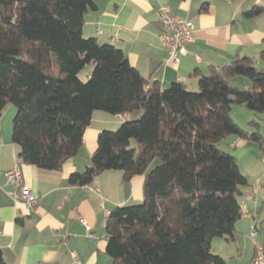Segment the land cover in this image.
Returning <instances> with one entry per match:
<instances>
[{
    "label": "trees",
    "instance_id": "1",
    "mask_svg": "<svg viewBox=\"0 0 264 264\" xmlns=\"http://www.w3.org/2000/svg\"><path fill=\"white\" fill-rule=\"evenodd\" d=\"M92 8L94 0H0V123L13 105L20 162L60 170L77 157L95 111L139 115L101 132L91 164L69 179L86 186L109 170L122 171L126 181L144 176L143 201L115 207L108 216L113 264H225L212 242L235 237L249 178L220 143L238 137L264 151L261 133L231 116L235 106L264 113V68L239 57L209 75L194 73L197 91L182 81L163 88L115 45L84 37ZM263 12L256 6L245 15ZM88 66L93 69L84 82ZM241 77L250 81L246 89L237 86ZM155 160L160 163L150 169ZM0 264H9L1 247Z\"/></svg>",
    "mask_w": 264,
    "mask_h": 264
},
{
    "label": "crops",
    "instance_id": "2",
    "mask_svg": "<svg viewBox=\"0 0 264 264\" xmlns=\"http://www.w3.org/2000/svg\"><path fill=\"white\" fill-rule=\"evenodd\" d=\"M95 8L85 15L83 35L96 38L101 44L121 49L131 64L148 79L168 88L182 81L188 88H198L199 75L229 64L239 57H251L264 68L260 59L264 49V12L246 17L253 7L264 8V0H94ZM206 10H202L203 5ZM167 5L175 15L191 21L195 39L185 45L179 62L168 60V52L160 42L162 24L158 9ZM119 38H115V34ZM249 80L238 83L249 86ZM16 108L5 107L0 123V247L9 264H68L75 252L83 264H113L107 252L106 223L110 212L119 206L141 203L144 199V176L126 181L122 171L109 170L99 174L92 186L71 185L76 172H84L98 148L99 134L115 131L136 115H111L95 111L84 133V143L76 158L60 170L45 171L22 164L20 147L13 143V120ZM229 150L239 160L249 154V144L229 137ZM132 146H135L134 141ZM230 152V151H228ZM254 173H245L249 185L242 188L239 203L242 216L236 224L233 239L216 237L212 250L225 264H252L257 245L264 248V166L254 154L250 161ZM20 166L24 182L38 198L34 208L15 203L10 192L14 187L6 173ZM252 176V177H251ZM252 178V181H250ZM85 220L90 229H87Z\"/></svg>",
    "mask_w": 264,
    "mask_h": 264
},
{
    "label": "built area",
    "instance_id": "3",
    "mask_svg": "<svg viewBox=\"0 0 264 264\" xmlns=\"http://www.w3.org/2000/svg\"><path fill=\"white\" fill-rule=\"evenodd\" d=\"M160 22L163 30L160 36L161 44L168 52V60L174 63L179 62V56L185 52V45L193 42L195 39L194 24L178 15H175L171 8L167 5L160 6L158 9ZM115 38H119L116 33ZM7 181L12 184L14 189L9 194L15 203H24L28 208H34L37 205L38 198L33 195L29 186L24 182L23 173L20 166H15L12 170L6 173ZM88 190L97 191V188L92 185L85 186ZM83 224L90 229L85 220ZM258 232L256 230L252 233V239L257 245V252L252 264H264V248L258 245L256 237ZM68 264H83L78 255L71 251L70 262Z\"/></svg>",
    "mask_w": 264,
    "mask_h": 264
},
{
    "label": "rangeland",
    "instance_id": "4",
    "mask_svg": "<svg viewBox=\"0 0 264 264\" xmlns=\"http://www.w3.org/2000/svg\"><path fill=\"white\" fill-rule=\"evenodd\" d=\"M93 69L92 66H88L85 71H83V73L81 74V79L86 82L88 80V73L91 72ZM244 79V77H241ZM247 79V78H245ZM249 80V79H247ZM250 82V81H248ZM238 87H240L241 89H246L248 86H244L243 84H237ZM189 90L191 91H197L198 88H192L190 87ZM4 112V111H3ZM16 115V114H15ZM231 116L232 119L239 124L243 129L249 131L250 133H255V132H260L261 135L264 137V113L263 114H255L254 112L248 110L246 107L243 106H235L233 111L231 112ZM139 115L135 116V119L138 118ZM253 121H256L257 123H259V125L256 124H252ZM238 138V137H236ZM135 143V147H137L138 143L136 141V139L133 140ZM132 141V142H133ZM231 141V140H223L220 143V148L226 151H230V153H233L234 151H236V149H230L228 148L227 143ZM249 144V154L240 159L239 160V167L241 169V171L243 172V174L248 173V171H251L249 173H254L252 172L253 170H249L250 169V161L253 159V155L257 154L258 155V159L259 161H261V163L264 166V151L260 148L259 143H256L254 141H247ZM134 147V146H132ZM234 154V153H233ZM236 157V156H235ZM238 162V161H237ZM160 163V160H155L152 164L150 169L154 168L157 164ZM252 177V176H251ZM252 181V178H250ZM244 188V187H243Z\"/></svg>",
    "mask_w": 264,
    "mask_h": 264
}]
</instances>
